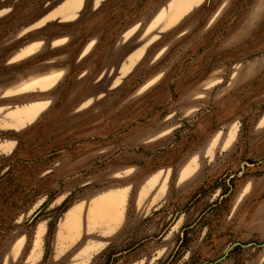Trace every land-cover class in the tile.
Masks as SVG:
<instances>
[{
  "label": "rangeland",
  "instance_id": "obj_1",
  "mask_svg": "<svg viewBox=\"0 0 264 264\" xmlns=\"http://www.w3.org/2000/svg\"><path fill=\"white\" fill-rule=\"evenodd\" d=\"M62 1L0 0V75L39 48L31 62L67 70L10 108L49 102L0 114V264H264V0ZM111 193L114 235L88 219ZM81 202L85 233L59 260L55 221Z\"/></svg>",
  "mask_w": 264,
  "mask_h": 264
},
{
  "label": "crops",
  "instance_id": "obj_2",
  "mask_svg": "<svg viewBox=\"0 0 264 264\" xmlns=\"http://www.w3.org/2000/svg\"><path fill=\"white\" fill-rule=\"evenodd\" d=\"M64 1H66V0H63L61 2V4ZM101 1H103V0H98L97 2H96V0H94V7H97L100 4ZM83 2H84V0H83ZM82 6H83V4H82ZM57 8L54 9L53 11H50L46 15L38 18L37 21L35 23H33L31 26L32 27L34 26L33 27L34 29H39L42 26H44L45 23H47V22H49L51 20H47V21L43 22L42 24L38 25L39 22L44 20L50 13L56 11ZM81 9H82V7H81ZM80 10L77 12V15L80 12ZM76 17L77 16H75V18ZM75 18H73L71 20H68V21H61V18L58 17V18H54L52 20H59V22H70V21H73ZM58 41L59 40L53 41L51 43L50 47L54 48V47H58L59 45L64 44V42H62L60 44H54L55 42H58ZM37 43H40V45H42V42L38 41V42L30 43V44H28L26 46L35 45ZM26 46L22 47L21 49L25 48ZM87 48H90V46L86 47V49L82 52V55L85 54L88 51ZM40 50H41V48H39L32 55L24 57L23 59H21V60H19L17 62H13V63H21L22 67L20 69H18V71H16L15 73H13L12 76L0 75V114L3 117H5V115L9 111L15 110L16 108H23V107H26L28 105H39V104H42V103H45V102H49L48 98H51L50 97V92L52 90L49 93L48 92H44V93L43 92H38L40 90H37V91L36 90H29V91H26V92L18 93L17 91L22 86L28 85V84H30V83H32V82H34L36 80H39L41 78L48 77V76L49 77H53V76H56L58 74L60 75V78H59V80L57 81V83L53 87L57 88L58 85L63 83L64 78L66 76L67 70H62V69L54 68V67H51V66L47 65L49 63H54L55 61H53V60L59 58L58 55H56V54L53 55L54 59H51V60H48V61L31 62V58L33 56H35V55H39L40 52H41ZM19 51L17 53H19ZM140 52H143V49H141ZM141 55H142V53H141ZM126 60H125V62H126ZM125 62L123 63V65H121L122 69H123V66H124ZM53 87H51V88H53ZM46 91H48V90H46ZM32 94H41V95H43L45 97H48V98L47 99L39 98V99H36L35 101H33L31 103H27V104H23V105H19V106H14V108H10V103H11L12 100L18 99V98L22 99V98L31 97ZM46 107H47V104H46ZM44 111H45V109H44ZM34 120H32L29 123L24 124L23 126H19L18 128H15L14 126H11V128L9 127V129H13V128L15 130L16 129H21L25 125L32 123ZM0 145L5 146V144H0ZM122 163H123V161L120 162L117 166L121 167ZM180 174H181V172H180ZM184 179H182V180H184ZM182 180H180V177H179V181H182ZM154 182H155V180L153 182H151L152 183L151 185H149L150 191L154 190V188H153V183ZM151 188H153V189H151ZM143 192H144V194H143V196H141ZM145 194H146V189L145 190L142 189V191L140 192V196H139V198L138 197L136 198V201H138L139 203H142V201L147 199L148 200L147 205L150 206V209H151L150 213L151 214L160 211L161 207L163 206L162 203H164V200L160 199V198H157V197H153V196L148 197V198H143L145 196ZM110 196H113V197L117 196L118 197L119 194H116V193L112 194L111 193V194H109L107 196L99 197L98 199H95V201H94V203H93V205H92V207H91V209L89 211L88 219L93 224L97 223V222L103 223L104 225H106L108 227L109 231L112 232V235H114L117 231H119L121 229V226H123V224H120V223H121V218H122V207H123L125 199H124V196L121 195L122 199H121V201H119V204H117V205L114 204V210L112 212V216H108V214H106L103 211V208H102L103 206L102 205L103 204L105 205L107 203V201H108ZM83 208H84V203L83 202L77 203L75 205H72V206L68 207L67 209H65V212L62 213V217H59L55 221V224H54V235H53L52 244H53L54 247L61 246L60 247L61 248L60 251L62 252V254L59 256V260H63L65 258L64 255L73 246L78 245L81 242V239H82V236L85 233L84 230H85V227H86L84 215H83V213H81ZM176 216H178V213H176ZM180 219H182V216L180 217ZM180 219L178 217H176L175 221L178 222ZM48 223H49V219H46L44 221H41L38 224V227L36 229V240H35V243H38L40 238H42V237H44V235H46V233L48 231ZM166 229H167V227L164 229V231ZM160 235H162V233ZM22 242H23L22 238L18 239V241L15 242L16 245H15V247L13 249L14 256H16L19 253V251L21 249V246H22ZM18 245H20V246L18 248V251L16 252L15 249H17ZM77 264H85V262L80 261Z\"/></svg>",
  "mask_w": 264,
  "mask_h": 264
},
{
  "label": "water",
  "instance_id": "obj_3",
  "mask_svg": "<svg viewBox=\"0 0 264 264\" xmlns=\"http://www.w3.org/2000/svg\"><path fill=\"white\" fill-rule=\"evenodd\" d=\"M257 246H259V247H261V246H264V243H263V244H261V245H257Z\"/></svg>",
  "mask_w": 264,
  "mask_h": 264
}]
</instances>
